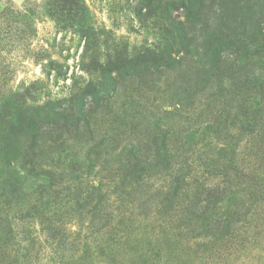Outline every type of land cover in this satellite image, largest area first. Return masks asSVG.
I'll use <instances>...</instances> for the list:
<instances>
[{
	"label": "rangeland",
	"instance_id": "374dc122",
	"mask_svg": "<svg viewBox=\"0 0 264 264\" xmlns=\"http://www.w3.org/2000/svg\"><path fill=\"white\" fill-rule=\"evenodd\" d=\"M76 3L69 14L62 0H0V12L31 13L0 17V264H264V181L241 178L231 192L220 176L226 137L258 168L222 110L264 108V0ZM169 16L186 24L183 47L163 37ZM20 25L31 39L18 50L6 32ZM148 56L151 74L129 73ZM57 101L67 130L38 140L40 166L20 169L16 121ZM150 136L165 141L169 165ZM137 145L145 163L133 170ZM216 181L226 189L210 214L237 211V241L210 239L188 211ZM256 191L255 214L244 217Z\"/></svg>",
	"mask_w": 264,
	"mask_h": 264
},
{
	"label": "trees",
	"instance_id": "16d2710c",
	"mask_svg": "<svg viewBox=\"0 0 264 264\" xmlns=\"http://www.w3.org/2000/svg\"><path fill=\"white\" fill-rule=\"evenodd\" d=\"M64 7L67 8V11L69 14H75L79 10V4L76 3L78 0H62ZM82 10V8H81ZM0 17L4 20H11L14 19H28L31 18L30 11L26 10L24 8L23 11H10L9 9H3L0 12ZM28 29L22 25H20V28H15L13 34L10 35V27L8 28V32H6V35L8 38L14 39L13 42H16L18 50L22 49V47H25L28 43V41L31 39V37L25 32V30ZM63 29V28H62ZM29 30V29H28ZM31 30V28H30ZM165 30L163 32V37L166 41L169 42H179V45L183 47V42L188 39L187 35V29L186 24L182 21L173 20L170 16L167 19V23L165 26ZM5 31V30H4ZM260 37L262 38V41H264V32L260 30ZM85 37V33L82 32V36ZM172 40V41H171ZM11 41V40H10ZM20 45H22L20 47ZM168 51H170V47L167 48ZM155 56H160V59L158 62H161L163 59L160 54H157ZM253 56H238V59H244L245 61H249ZM228 58V57H227ZM235 58V57H234ZM235 58V61L238 60ZM157 60L152 59L151 57H146L145 59H133L131 60V64L129 65V73L133 76H141L143 72L139 71H149L151 74L152 67L155 66ZM217 63H226L225 59L222 58L221 60H218ZM107 89L100 88V90L93 93L92 98L93 101H97L100 96L107 92ZM25 92H28L27 90ZM23 93L26 95V93ZM262 94V93H261ZM260 95V94H257ZM17 96V95H16ZM237 96V95H234ZM242 98L247 99L248 93H241L240 95ZM262 98V96L260 95ZM22 98H25L23 95ZM245 102V101H244ZM18 103V102H17ZM62 102H47L43 105L37 106L33 108L34 110L30 115H21V119L16 121L18 126H22V131L24 133V139L19 144L18 147V156L21 159L22 167L20 169H24L26 166L34 168L37 166H40V161H38V155L35 152L37 141L42 139L44 136L48 135L49 133H52L53 131H59L63 132L67 130L68 126V115L65 113V110L61 106ZM23 106L22 104H19ZM2 105H0V110H3ZM80 111V110H79ZM224 115L227 116L226 120L229 121L228 124L231 126H227L228 129L232 128H238L241 133L245 132L246 136L244 138L239 139L238 141L242 143L243 146H247L249 143H252L253 149L256 151L254 154L253 160H255L258 164V168L251 171L252 165L250 162L246 163L244 165V157L246 154L244 151L240 150L239 152L236 151V149L239 148V145L236 144L235 146L232 145V141H234L233 137H226L223 139L224 142H222V146L224 149H231L232 154L230 155V158L227 159L228 162V169L227 171H224L220 176L224 175L225 177V184L228 187V184H230L231 187H228L227 189L231 188L232 190H237L234 187H237L236 183H238V186L241 185L243 182L240 180L241 178H249V180H256L258 178L261 179V181H264V108L263 107H257V106H250L247 103L241 104V105H227L224 110ZM2 112L0 111V118H1ZM233 116V117H232ZM8 117V116H5ZM12 118V117H10ZM234 118V119H233ZM263 118V119H262ZM3 119V116H2ZM262 119V120H261ZM20 121V122H19ZM226 121V122H227ZM238 132V130L236 129ZM151 139L148 140V143L150 147L154 148L157 153H163L165 151L164 143L162 137L160 136H150ZM137 147V148H136ZM134 148L133 153V161H134V168L133 170H138V168L141 166L140 163L145 161H142V156L139 152V146L137 145ZM168 152L167 150L165 153ZM164 155V163H167L169 165V159L168 157ZM249 156H247L248 158ZM252 157H250L251 159ZM165 165V166H167ZM42 175V174H41ZM39 175V176H41ZM38 176V177H39ZM219 176V175H218ZM50 177V176H48ZM50 179V178H48ZM260 181V182H261ZM176 183L177 181L171 182L170 190H179ZM245 183V182H244ZM243 183V184H244ZM181 186V184H180ZM226 186H224L222 183L216 181L211 186V189L206 190L208 193L205 196V200H196V202H193L191 204V207L188 211H192L191 214H197V216L192 217L194 219H197L198 221H201L202 224H206L204 226L207 228V231L205 232L206 236L210 239H215L214 241H220L225 243L231 240L237 241V238L235 237L236 232L239 230L237 228L239 221L234 220L233 217L240 216V214L236 212H229V214H221L218 215L217 218L215 216H212L210 214V207L213 206L215 203H217L222 195L220 194L222 190L226 189ZM221 187V188H218ZM223 188V189H222ZM176 192V191H175ZM203 194V195H204ZM259 193L256 191L255 197L256 199H253L252 204L248 207V210L244 214V217L249 215L253 217L255 214V209L258 205L257 195ZM207 216L204 219H201L202 217ZM248 217V216H247ZM242 220V218H241ZM210 221V222H208ZM196 222V223H197Z\"/></svg>",
	"mask_w": 264,
	"mask_h": 264
}]
</instances>
